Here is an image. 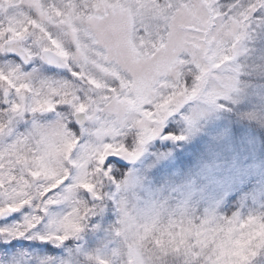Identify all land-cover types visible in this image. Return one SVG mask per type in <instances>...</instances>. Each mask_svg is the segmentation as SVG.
Returning <instances> with one entry per match:
<instances>
[{"label": "snow or ice", "instance_id": "6c2138e0", "mask_svg": "<svg viewBox=\"0 0 264 264\" xmlns=\"http://www.w3.org/2000/svg\"><path fill=\"white\" fill-rule=\"evenodd\" d=\"M221 116L264 158V0H0V264H264V201L129 167Z\"/></svg>", "mask_w": 264, "mask_h": 264}, {"label": "rangeland", "instance_id": "374dc122", "mask_svg": "<svg viewBox=\"0 0 264 264\" xmlns=\"http://www.w3.org/2000/svg\"><path fill=\"white\" fill-rule=\"evenodd\" d=\"M222 119L223 116L204 122L201 132L183 142L185 146L199 144L192 151L185 152L175 146L164 147L165 142L153 141L129 167L142 173L146 185L154 192L195 193L221 203L264 201V158L250 159L242 154L243 149L238 152L230 145L225 148L211 143L207 129ZM175 126L178 131L183 129L178 123Z\"/></svg>", "mask_w": 264, "mask_h": 264}]
</instances>
